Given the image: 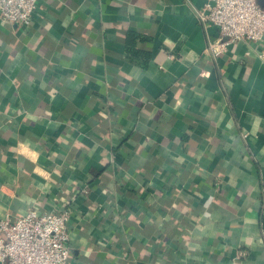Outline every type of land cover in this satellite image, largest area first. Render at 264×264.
<instances>
[{
    "label": "crops",
    "instance_id": "crops-1",
    "mask_svg": "<svg viewBox=\"0 0 264 264\" xmlns=\"http://www.w3.org/2000/svg\"><path fill=\"white\" fill-rule=\"evenodd\" d=\"M203 6L0 21V221L71 209L68 264H264V41L214 56Z\"/></svg>",
    "mask_w": 264,
    "mask_h": 264
},
{
    "label": "built area",
    "instance_id": "built-area-1",
    "mask_svg": "<svg viewBox=\"0 0 264 264\" xmlns=\"http://www.w3.org/2000/svg\"><path fill=\"white\" fill-rule=\"evenodd\" d=\"M40 0H0V21L28 26ZM204 28L214 26L219 37L208 51L221 54L227 43L264 41V8L258 0H204L196 11ZM227 38L225 41L224 39ZM69 208L40 214L29 211L0 221V264H68L71 255Z\"/></svg>",
    "mask_w": 264,
    "mask_h": 264
},
{
    "label": "water",
    "instance_id": "water-1",
    "mask_svg": "<svg viewBox=\"0 0 264 264\" xmlns=\"http://www.w3.org/2000/svg\"><path fill=\"white\" fill-rule=\"evenodd\" d=\"M258 1H259V4L264 8V0H258Z\"/></svg>",
    "mask_w": 264,
    "mask_h": 264
}]
</instances>
